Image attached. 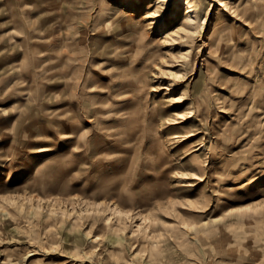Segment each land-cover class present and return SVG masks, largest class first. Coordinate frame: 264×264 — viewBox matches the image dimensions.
I'll return each mask as SVG.
<instances>
[{
    "label": "rangeland",
    "instance_id": "1",
    "mask_svg": "<svg viewBox=\"0 0 264 264\" xmlns=\"http://www.w3.org/2000/svg\"><path fill=\"white\" fill-rule=\"evenodd\" d=\"M228 3L173 43L179 0H0V264H264V0Z\"/></svg>",
    "mask_w": 264,
    "mask_h": 264
},
{
    "label": "bare ground",
    "instance_id": "2",
    "mask_svg": "<svg viewBox=\"0 0 264 264\" xmlns=\"http://www.w3.org/2000/svg\"><path fill=\"white\" fill-rule=\"evenodd\" d=\"M170 1L171 0H155V3H158V4L159 3H162V4L166 3V4H168ZM180 1L183 3V5H185L184 6L185 15H184V17H183V19L181 21V24L178 27V29H172V28L165 29L164 37H165V40L167 42H171V40H172L173 43H175V42L177 43L176 38L174 36L180 35V34H183V33L184 34H193V33H195V34L198 33L199 34V33H202L203 28L205 26V23L207 21H210V19H208L210 11L207 10V9L204 10L206 8V0H179V2ZM215 1H217L222 7H224V9L225 8L227 9V6L229 4L228 0H215ZM210 4H212V3H210ZM153 6H155V5L153 4ZM177 7H179V5H177ZM131 13L134 14L133 12H131ZM203 13H205V14L203 15ZM217 15H218V17H217L218 21L215 23V27H214L213 32H212L213 35L216 34V32L219 29V22H220L219 21V19H220L219 16L222 15V14L218 13ZM156 16H158L157 19L152 20L151 23L161 22L159 17H161L162 14L157 12ZM148 17H152L151 13H147L146 15L141 17L139 20H142V19L148 18ZM154 18H156V17H154ZM238 18H239V16H238ZM190 50H191V48H190ZM188 52H189V50H186V51L184 50L182 53L187 55ZM197 59H198L197 56L192 59V60H194V65L196 64ZM203 60H205V59H203ZM180 100H182V99H180ZM175 122H177V121H175ZM197 147H199V146H197ZM194 174H196V173H194ZM196 177H198V176L195 175L193 178H196ZM144 219H146L145 220L146 222L148 221V217L144 216ZM149 222H150V220H149ZM146 225L149 226V223L147 222Z\"/></svg>",
    "mask_w": 264,
    "mask_h": 264
}]
</instances>
